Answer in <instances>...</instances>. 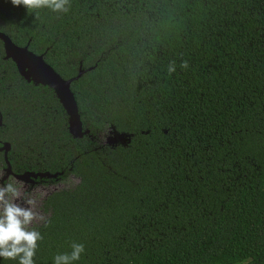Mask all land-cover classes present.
Segmentation results:
<instances>
[{
	"label": "trees",
	"instance_id": "16d2710c",
	"mask_svg": "<svg viewBox=\"0 0 264 264\" xmlns=\"http://www.w3.org/2000/svg\"><path fill=\"white\" fill-rule=\"evenodd\" d=\"M70 4L0 0L12 44L63 80L91 68L69 85L88 132L73 139L53 92L22 79L0 42L11 169L78 179L43 201L35 264L73 242L85 247L74 264H264V0ZM106 129L128 142L101 145Z\"/></svg>",
	"mask_w": 264,
	"mask_h": 264
},
{
	"label": "clouds",
	"instance_id": "9594fccd",
	"mask_svg": "<svg viewBox=\"0 0 264 264\" xmlns=\"http://www.w3.org/2000/svg\"><path fill=\"white\" fill-rule=\"evenodd\" d=\"M13 6H24L28 12L47 8L56 13H67L70 0H10ZM180 68H188L182 61ZM177 70L176 61H170L169 74ZM3 173H0V180ZM43 196V193L40 194ZM38 198L26 194L23 182L10 180L0 184V258L18 260V264H35L34 256L41 233L32 227L34 222L47 224V217L37 210ZM85 252L82 243L73 242L71 251L54 257V264H74Z\"/></svg>",
	"mask_w": 264,
	"mask_h": 264
},
{
	"label": "water",
	"instance_id": "95a60500",
	"mask_svg": "<svg viewBox=\"0 0 264 264\" xmlns=\"http://www.w3.org/2000/svg\"><path fill=\"white\" fill-rule=\"evenodd\" d=\"M0 42L3 52L2 59L10 60L22 79L26 82H31L33 85L46 86L53 92L56 100L67 116V131L71 138L80 139L82 136L86 135L88 132L82 130L76 103L70 92L69 85L72 81H76L83 73L91 70V68L86 70H81L79 68L77 74L73 78L63 80L43 61L42 55L36 56L30 53L26 46H15L8 37L2 33H0ZM4 146L3 153L5 156V153L8 150V144H4ZM6 172H9L8 167ZM31 175L34 178L38 177L40 179H55L57 177L56 174L50 175L48 173H36Z\"/></svg>",
	"mask_w": 264,
	"mask_h": 264
},
{
	"label": "flooded vegetation",
	"instance_id": "af4514ba",
	"mask_svg": "<svg viewBox=\"0 0 264 264\" xmlns=\"http://www.w3.org/2000/svg\"><path fill=\"white\" fill-rule=\"evenodd\" d=\"M4 144H7V143H0V173H3L4 176L6 175V177L3 176V182L2 183L9 182L10 180H16L19 182H23L24 190L31 192L34 190L36 191L39 188H41L43 190L51 188V187H53L52 184H54L57 181H60V180L46 181L47 179H45V178H42V179H40L38 177L34 178L31 174H35V173H32V172L13 171L11 169L9 163H8V160H7V153L9 151V145H8V150L6 151L5 156H4V153H3L4 152L3 149L5 148ZM7 167H8L9 172H6ZM68 177L75 179V177H73L72 175H69ZM2 183H0V184H2ZM55 184L58 185V183H55ZM51 193H48L47 196ZM46 197L43 199V201L46 199ZM43 201L41 202L40 210L42 213L49 215V212L45 211L43 208ZM36 227H38V226H36Z\"/></svg>",
	"mask_w": 264,
	"mask_h": 264
},
{
	"label": "rangeland",
	"instance_id": "374dc122",
	"mask_svg": "<svg viewBox=\"0 0 264 264\" xmlns=\"http://www.w3.org/2000/svg\"><path fill=\"white\" fill-rule=\"evenodd\" d=\"M127 141H128V136L127 135H118L117 133H115L111 129H106L104 132H102L99 135V143L101 145H107V146L125 145L127 143ZM3 176H4V174H3ZM4 177H6V175ZM2 182H3V179L0 180V183H2ZM55 183H58V185H56ZM55 183L52 184L53 187H51V188L47 187L48 189H45V190L39 188L36 191L35 190L31 191V192L30 191H25L26 194L38 198V208H37L38 211L41 212V210H40L41 202L47 196L48 193L56 192V191H60V190L72 189L78 183V179L77 178L74 179V178H71V177H67L66 179L57 181ZM41 193H43L42 197L40 196ZM42 214H44L46 217H48L47 214H45V213H42ZM41 224L42 223H40V222H34L32 227L35 228L36 226H39Z\"/></svg>",
	"mask_w": 264,
	"mask_h": 264
}]
</instances>
